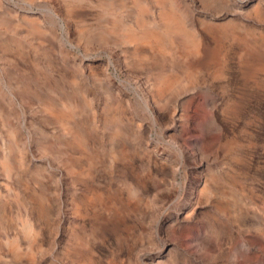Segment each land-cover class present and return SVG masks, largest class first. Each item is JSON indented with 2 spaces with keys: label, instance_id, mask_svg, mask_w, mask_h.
I'll return each instance as SVG.
<instances>
[{
  "label": "rangeland",
  "instance_id": "rangeland-1",
  "mask_svg": "<svg viewBox=\"0 0 264 264\" xmlns=\"http://www.w3.org/2000/svg\"><path fill=\"white\" fill-rule=\"evenodd\" d=\"M0 264H264V0H0Z\"/></svg>",
  "mask_w": 264,
  "mask_h": 264
},
{
  "label": "bare ground",
  "instance_id": "bare-ground-1",
  "mask_svg": "<svg viewBox=\"0 0 264 264\" xmlns=\"http://www.w3.org/2000/svg\"><path fill=\"white\" fill-rule=\"evenodd\" d=\"M144 19V18H143Z\"/></svg>",
  "mask_w": 264,
  "mask_h": 264
}]
</instances>
